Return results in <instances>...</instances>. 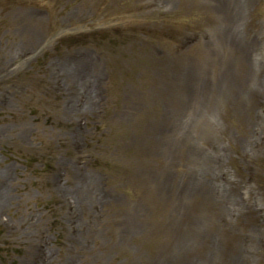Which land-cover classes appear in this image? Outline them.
<instances>
[{"label":"rangeland","instance_id":"rangeland-1","mask_svg":"<svg viewBox=\"0 0 264 264\" xmlns=\"http://www.w3.org/2000/svg\"><path fill=\"white\" fill-rule=\"evenodd\" d=\"M0 264H264V0H0Z\"/></svg>","mask_w":264,"mask_h":264},{"label":"bare ground","instance_id":"bare-ground-1","mask_svg":"<svg viewBox=\"0 0 264 264\" xmlns=\"http://www.w3.org/2000/svg\"><path fill=\"white\" fill-rule=\"evenodd\" d=\"M160 145H161V142H160ZM184 183L189 184V185L191 184V183L189 182V180H186ZM207 183H209V184H208L209 186H212V185H211V182H207ZM203 192H205V193H204V196H207V195H209V193H210L211 191H209L208 189H204ZM230 193H232V192H230ZM182 197H183V196H182ZM182 197H181V200H183L184 203L186 204L185 199L182 198ZM177 198H180V197H177ZM228 202H230L231 204H235V205H241V206L245 205V206H246V204H245L244 202H242L241 200H239L238 197H237L234 193H232V194L229 195ZM247 208H248V207H247ZM67 215H68V213H67ZM83 228H85V224H84L83 221H81V222H80V227H78V235H81L82 237H83L84 234H85V230H83Z\"/></svg>","mask_w":264,"mask_h":264}]
</instances>
